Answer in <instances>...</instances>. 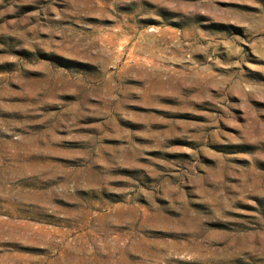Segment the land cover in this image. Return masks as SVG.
Segmentation results:
<instances>
[{"label":"rangeland","instance_id":"obj_1","mask_svg":"<svg viewBox=\"0 0 264 264\" xmlns=\"http://www.w3.org/2000/svg\"><path fill=\"white\" fill-rule=\"evenodd\" d=\"M0 264H264V0H0Z\"/></svg>","mask_w":264,"mask_h":264}]
</instances>
